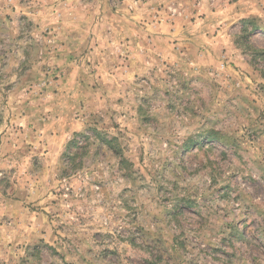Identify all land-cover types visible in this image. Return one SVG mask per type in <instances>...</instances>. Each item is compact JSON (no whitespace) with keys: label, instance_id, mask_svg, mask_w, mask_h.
<instances>
[{"label":"rangeland","instance_id":"rangeland-1","mask_svg":"<svg viewBox=\"0 0 264 264\" xmlns=\"http://www.w3.org/2000/svg\"><path fill=\"white\" fill-rule=\"evenodd\" d=\"M0 264H264V0H0Z\"/></svg>","mask_w":264,"mask_h":264}]
</instances>
